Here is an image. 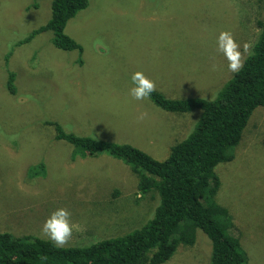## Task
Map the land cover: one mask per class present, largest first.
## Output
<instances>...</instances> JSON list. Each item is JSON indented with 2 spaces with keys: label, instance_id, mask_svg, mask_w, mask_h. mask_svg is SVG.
<instances>
[{
  "label": "rangeland",
  "instance_id": "374dc122",
  "mask_svg": "<svg viewBox=\"0 0 264 264\" xmlns=\"http://www.w3.org/2000/svg\"><path fill=\"white\" fill-rule=\"evenodd\" d=\"M87 2L66 27L81 47L70 52L56 48L52 32L27 42L51 21L52 0H0L1 233L51 241L41 229L59 208L76 226L64 247L139 228L149 202H141L130 170L106 155L73 161L72 147L57 140L50 124L164 160L194 116H173L149 99L134 100L132 74L143 72L171 98H210L234 74L217 51L219 33L230 31L243 51L264 18V0ZM11 76L16 94L9 92ZM236 151L235 159L217 167L222 186L216 200L228 211L230 234L249 264H264L263 109ZM38 166L44 176L31 179ZM211 256V241L199 231L196 245L181 248L167 264H211Z\"/></svg>",
  "mask_w": 264,
  "mask_h": 264
},
{
  "label": "trees",
  "instance_id": "16d2710c",
  "mask_svg": "<svg viewBox=\"0 0 264 264\" xmlns=\"http://www.w3.org/2000/svg\"><path fill=\"white\" fill-rule=\"evenodd\" d=\"M88 5L87 0H52L51 21L27 42L52 32L56 48L81 51L66 35V27ZM257 30L244 67L211 99L171 98L157 90L151 94L149 101L164 113L194 116L164 160L132 145L78 136L51 123L57 140L72 147L73 161L106 155L130 170L141 202H149L147 216L139 228L124 235L81 246L57 247L36 236L16 238L0 232V264H167L181 248L196 245L199 231L211 241V264H249L244 249L230 234L228 211L217 203L222 183L216 170L235 159L256 110H264V18L257 22ZM13 80L11 76L9 92L16 94ZM40 169L33 168L29 177L44 176Z\"/></svg>",
  "mask_w": 264,
  "mask_h": 264
},
{
  "label": "clouds",
  "instance_id": "9594fccd",
  "mask_svg": "<svg viewBox=\"0 0 264 264\" xmlns=\"http://www.w3.org/2000/svg\"><path fill=\"white\" fill-rule=\"evenodd\" d=\"M252 45L245 42L242 45L237 43L230 31H221L217 38V51L227 61L228 70L237 73L242 70L245 63V56L251 55ZM215 70V65H213ZM132 87L129 95L136 101L148 100L151 94L156 91V84L143 72H135L131 76ZM147 113H141L139 119H143ZM75 225L71 222V213L66 208H59L52 212L45 220L41 232L55 243L57 247L65 246L72 238Z\"/></svg>",
  "mask_w": 264,
  "mask_h": 264
}]
</instances>
